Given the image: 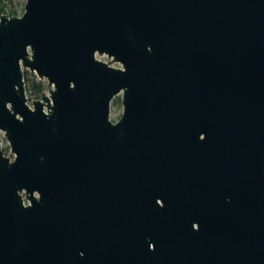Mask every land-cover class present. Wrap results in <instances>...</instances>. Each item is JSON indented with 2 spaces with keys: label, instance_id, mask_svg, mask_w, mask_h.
Segmentation results:
<instances>
[{
  "label": "water",
  "instance_id": "95a60500",
  "mask_svg": "<svg viewBox=\"0 0 264 264\" xmlns=\"http://www.w3.org/2000/svg\"><path fill=\"white\" fill-rule=\"evenodd\" d=\"M18 15L0 16V264H264V0ZM25 70L49 84L33 101Z\"/></svg>",
  "mask_w": 264,
  "mask_h": 264
},
{
  "label": "rangeland",
  "instance_id": "374dc122",
  "mask_svg": "<svg viewBox=\"0 0 264 264\" xmlns=\"http://www.w3.org/2000/svg\"><path fill=\"white\" fill-rule=\"evenodd\" d=\"M25 3H26V0H14V5H15V8H16V11L17 13L21 12L24 10V6H25ZM25 71H28L29 74L27 76V83H26V86H27V93H28V98L33 101V100H36L37 98L35 97V95L33 96H30V93L28 92V88H32V82L33 81H41L37 78V76L33 73H31L29 70H25ZM43 82V85H44V89L42 92H45V90L48 92V88H49V84L47 82V80H42ZM111 111H110V116L113 118V120H115L116 118H118L119 116L122 115L123 113V104H122V93L117 95L113 101L111 102ZM0 137H1V140H2V145H3V148L7 149V153L9 156L13 157V155L11 154L10 152V146H9V143L7 141V139L4 137V134L1 133L0 134Z\"/></svg>",
  "mask_w": 264,
  "mask_h": 264
},
{
  "label": "trees",
  "instance_id": "16d2710c",
  "mask_svg": "<svg viewBox=\"0 0 264 264\" xmlns=\"http://www.w3.org/2000/svg\"><path fill=\"white\" fill-rule=\"evenodd\" d=\"M2 15L19 16L14 5V0H0V16ZM28 74V71H24L25 84L27 83ZM43 89V82L35 80L32 82V88H28V92L30 93V96L35 95L36 98H40Z\"/></svg>",
  "mask_w": 264,
  "mask_h": 264
},
{
  "label": "flooded vegetation",
  "instance_id": "af4514ba",
  "mask_svg": "<svg viewBox=\"0 0 264 264\" xmlns=\"http://www.w3.org/2000/svg\"><path fill=\"white\" fill-rule=\"evenodd\" d=\"M151 248H153V244H151Z\"/></svg>",
  "mask_w": 264,
  "mask_h": 264
}]
</instances>
